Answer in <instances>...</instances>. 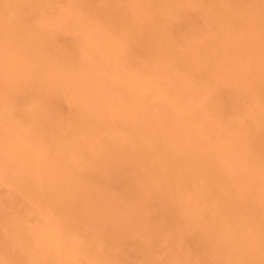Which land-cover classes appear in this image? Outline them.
<instances>
[{"label":"bare ground","instance_id":"1","mask_svg":"<svg viewBox=\"0 0 264 264\" xmlns=\"http://www.w3.org/2000/svg\"><path fill=\"white\" fill-rule=\"evenodd\" d=\"M84 1L48 0L33 22L35 0H0L2 264H201L207 249L181 246L197 217L213 264H264V35L253 54L259 35L240 19L252 6L212 0L184 50L144 0ZM151 229L169 242L165 257L118 251ZM104 230L110 240H96Z\"/></svg>","mask_w":264,"mask_h":264},{"label":"rangeland","instance_id":"2","mask_svg":"<svg viewBox=\"0 0 264 264\" xmlns=\"http://www.w3.org/2000/svg\"><path fill=\"white\" fill-rule=\"evenodd\" d=\"M38 1V2H37ZM40 1V2H39ZM84 1V0H83ZM88 1V4L86 3V0L84 1V5L86 4V6L87 7H91V6H93L94 5V3H93V1H90V0H87ZM89 1H90V3L91 4H89ZM160 1H162V0H144V2H146V8H147V10L149 11V9H150V11L152 10V11H154V10H157V11H159L160 12V15L161 16H164V14L167 16V14L169 15V16H176V18L175 17H173V19H171L172 21H170L169 20V16H167V19H168V22H170L169 24H172L171 25V30H172V32H171V30H170V34H171V36L176 40V41H178L179 43H180V41H182L183 43L181 44V48L182 49H184V50H189L190 49V47H191V44H192V41H191V39L192 38H198V37H203V31H202V29H204V24H205V22L206 21H208V17H206V16H208V15H205V14H208L209 12H211V11H213V9H214V7H215V5H214V3H218V2H221V0L219 1H217V0H215V2L213 3V2H211L212 0H199V3L201 4V6L202 5H204V4H207V6L206 5H204V6H206V7H204V8H206V10L204 11L203 10V12H201L200 10H202L201 9V7L200 8H198L197 10H192L191 11V9H190V7H186V6H189V5H186L185 6V3L187 4V3H190V2H193V0H172V2H171V0H169V6H166L165 5V2L164 1H162V2H160ZM46 2H47V4H46ZM178 3V7H177V4L176 3ZM179 2H180V4H179ZM206 2H208V3H206ZM237 2L239 3V4H242L243 5V3H244V5H246L245 7H249L250 6V8H251V6H252V8H253V10H251L250 9V11H253V13H250L249 11H248V13L250 14H248L247 13V11H246V9H244V8H242V12H246V13H242L243 14V16H241L240 17V19H243V17L245 16L246 18H245V20L247 19V21H248V23L247 24H245L246 26H248L249 24H251V25H249L248 26V28L247 27H245V29L246 30H251V29H253V31H251V32H253V35H255V36H257V35H259V37H254L253 36V41H254V44H253V47H255V51L253 50V54H256L257 53V47H256V44H257V42L258 41H256V39L258 40L259 38H260V35L261 36H263L264 35V29L262 30V25H264V0H237ZM49 3L50 2H48V0L46 1V0H35V3L33 4V5H31V7H32V10H33V8H34V10H33V12L35 11V12H37L38 11V15L36 16V15H34V14H32L33 15V22H35V20L36 19H39L40 18V16H39V11L41 12V14L42 15H44L45 13H46V11L45 10H47L48 11V8H49ZM93 3V4H92ZM124 3V4H123ZM119 2L118 4H120V6H124L125 7V5H126V3L125 2ZM182 3V4H181ZM202 3H204V4H202ZM209 3H211L212 5H213V8L212 9H209V8H211V6L212 5H209ZM238 3H236L235 2V4H238ZM95 4H97V2L95 3ZM98 4H99V6H101L102 5V3L100 4V2H98ZM122 4V5H121ZM184 4V5H183ZM191 4V3H190ZM89 5V6H88ZM172 5H173V7H172ZM217 5H219V4H217ZM162 6V7H161ZM164 7V8H163ZM185 7H186V9H185ZM202 7V8H203ZM216 7H219V6H216ZM247 7V8H248ZM43 8H46V9H43ZM176 8V9H175ZM179 10H178V9ZM182 8V9H181ZM189 8V9H188ZM167 9H170V10H168V12H167ZM244 9V10H243ZM42 10H43V12H42ZM248 10H249V8H248ZM188 11V12H187ZM191 13H190V12ZM200 12V13H198V12ZM32 12V13H33ZM179 12V13H178ZM185 12V13H184ZM188 14H187V13ZM193 12V13H192ZM205 12V13H204ZM44 13V14H43ZM189 13H190V15H189ZM194 13H196V14H194ZM37 14V13H36ZM56 14V15H55ZM54 15L55 16H57L58 14H57V12L55 13ZM173 14V15H172ZM176 14V15H175ZM192 14H194V16L192 17ZM202 14V15H201ZM218 14V13H217ZM241 14V15H242ZM253 16H252V15ZM46 15V14H45ZM53 15V14H52ZM204 15H205V17H204ZM248 15V16H247ZM39 16V17H38ZM60 16H61V13H60ZM146 16V15H145ZM253 17V18H251V17ZM58 17V16H57ZM56 17V18H57ZM203 17V18H202ZM170 18H172V17H170ZM187 18V19H186ZM206 18V19H205ZM140 19V20H139ZM175 19V20H174ZM179 19V20H178ZM183 19H186L185 21L183 20ZM191 19V20H190ZM138 22H137V21ZM144 19H143V17L141 16V15H139V17L138 18H135L134 19V22L136 23V25H140V21H141V23H143L144 21H143ZM181 20H182V22H181ZM217 20H219V19H217ZM244 20V19H243ZM177 21V22H176ZM180 22V24L182 25H180L179 24V22ZM199 21V22H198ZM205 21V22H204ZM173 22V23H172ZM176 22V23H175ZM204 22V23H203ZM37 23L40 25V24H42L41 22H39V21H37ZM263 23V24H262ZM175 24V25H174ZM179 24V25H178ZM174 25V26H173ZM177 25H178V27H177ZM191 27H190V26ZM134 28V27H133ZM132 28V29H133ZM177 28H179V30L180 29H184L183 31L181 30L180 32H179V30L177 29ZM264 28V27H263ZM134 30V29H133ZM175 31V32H174ZM177 31V32H176ZM178 32H179V35H178ZM184 32V33H183ZM191 32V33H190ZM175 33H177V34H175ZM181 33H182V35H181ZM186 33V34H185ZM198 33V34H197ZM193 34V35H192ZM191 36V37H190ZM197 36V37H196ZM170 38L172 41L174 40L173 38ZM191 39H190V38ZM178 38V39H177ZM180 38V39H179ZM128 40V39H127ZM133 38L131 39V41L130 40H128L130 43H131V45L132 46H134V44H133ZM189 40V41H188ZM193 40V39H192ZM262 40H264V36L262 37V39H261V41H260V43L258 44L259 46H258V48L260 47H262V46H264V44L263 45H261L262 43H264V42H262ZM191 41V42H190ZM256 41V42H255ZM134 42H138L139 43V41H136V40H134ZM190 43V44H189ZM187 45H189V46H187ZM255 45V46H254ZM184 46H187L186 48L184 47ZM193 46V45H192ZM138 48V46L136 47V49ZM196 49H199V47H196ZM133 50H135V46H134V48H133ZM197 51V50H196ZM213 53V52H212ZM260 54V53H259ZM258 54V55H259ZM245 55V54H244ZM255 56V55H254ZM253 56V57H254ZM255 59V58H254ZM251 61V67H252V65H253V68L254 69H258L257 67H259L260 65L261 66H263V62L262 63H259V65H257L256 66V62L253 60V59H251L250 60ZM255 66H256V68H255ZM16 96V95H15ZM18 96V95H17ZM27 99V100H26ZM25 100H24V98L22 99V105H23V103H24V108L26 107V106H29V105H26L27 104V102H28V97L26 98ZM61 100V101H60ZM24 101V102H23ZM25 101H27V102H25ZM259 101L260 102H262L261 104H260V102H259V104L261 105L260 106V111L263 113L264 112V97H263V99H261L260 97H259ZM63 103V105H62V103ZM57 103V104H56ZM21 105V108L22 109H24L23 108V106ZM55 106V109L57 108V109H59V110H57V112L59 113L58 114V116H60L61 114L63 115H65L64 116V118H67V117H70L69 116V109L67 108L68 106L66 105V102L64 101V100H62V98H57V101H55V105H53L52 106V108ZM57 106V107H56ZM60 106V107H59ZM30 107V106H29ZM28 107V108H29ZM59 107V108H58ZM262 107V108H261ZM28 108H25V109H28ZM61 115V116H62ZM128 168L129 167H127V168H124V170H125V172H127L128 171ZM127 169V170H126ZM130 169V168H129ZM124 172V171H123ZM126 174V173H125ZM127 178V177H126ZM126 178H124V180L125 181H123V182H126ZM121 182V181H120ZM122 185V184H121ZM250 197H248V199H247V197H246V199H247V202L245 201V204L247 205H243L242 206V208H241V210H243V211H250L251 210V208H252V210L254 209V205H253V201H251V199H249ZM244 199H245V197L243 198V201H244ZM238 200H240L239 198H238ZM237 200V201H238ZM249 201V202H248ZM259 201V200H258ZM249 203V204H248ZM250 203H251V205H250ZM249 209V210H248ZM192 216V215H191ZM189 217H190V215H189ZM191 219L193 218V216L192 217H190ZM258 218H261V215L258 217ZM193 220H194V218H193ZM202 218L200 219H198V217L196 218V221H197V224H198V226H199V228L201 227V225H202ZM246 220H247V222L249 221L248 220V218H246ZM187 221V219L185 220V219H183V223L184 222H186ZM199 221V222H198ZM201 222V223H200ZM164 223V222H163ZM183 223H180L179 222V224H182V226H183ZM8 224V223H7ZM7 224H5V226L4 227H6L7 226ZM195 224H196V222L194 223V224H192V226H190V228H188L187 227V225L189 226V224H186L185 225V227L186 228H188V230H186L187 232H186V234L190 231L189 229H191L192 228V231H190V233L192 234V239H195V238H193L195 235H196V231H198V230H200V229H198L197 230V228L196 229H194L196 226H195ZM201 224V225H200ZM195 226V227H194ZM197 226V227H198ZM194 227V228H193ZM6 228H8V230H6V231H4L3 230V232H2V234L3 235H5V236H7L8 234H10L11 233V227L8 225ZM193 229L194 230H196V231H193ZM108 230V229H107ZM154 230V231H153ZM151 229L149 232H146V234L147 235H149L150 233L152 234H150L149 235V237L147 236V238H146V240H140L142 243H143V245H144V243L147 241H149L148 242V244H146L145 243V248H143L142 246V243H139V245H137V242H138V240H139V238L137 239H131V241H129L128 239H126L125 241L127 242H125V244H123L124 243V241H120V243H119V247L117 248L118 249V251L119 252H124V258H126L127 260H129V261H131V262H134V260L135 259H138V258H142V255H146V253H150V257L148 258V259H146L147 261H145V263L146 262H149V261H153L154 259L155 260H157L156 259V257L160 254V257H162V255L163 254H166V253H168L169 251H168V249H167V251H165L166 250V248L168 247V245H169V242H167L166 240H165V237L163 236V234H159L155 229ZM263 230H264V228H263ZM158 233H156V232ZM108 233V231H106V230H104L102 233ZM154 232L156 233L155 235H154ZM180 232H182V229L180 230ZM195 232V233H194ZM261 232H262V234L260 233V235H259V238H263L264 237V231H262L261 230ZM94 233V232H93ZM102 233H99L98 231H97V238H96V240L97 239H100V240H104V239H107V240H110V237H109V233L107 234H102ZM184 233V232H183ZM199 233V232H198ZM145 234V233H144ZM186 234H184V235H186ZM190 234V235H191ZM93 235H96V233L95 234H93ZM157 235V236H156ZM159 235H160V237H159ZM190 235H188V237H186L185 236V238H186V240L185 239H183L182 240V238H184L183 237V235L181 234L180 235V238H179V240L181 239L182 240V242L184 241L185 243L184 244H186V246L183 244V243H181V240H180V243L182 244L181 246L183 247V248H187L188 247V249H184V251L186 250V252H188V253H190V251H194L195 250V248L196 249H200V248H202V249H207V251L206 252H204L205 254L208 252V254H206L207 256H209V257H207L206 255H204V254H202V258L203 259H201V258H199V260L200 261H198V263H200V262H206V263H210V264H213L214 263V261H209L210 259H213V257H211V254L209 253L210 251V249L211 250H213V251H216V249H212L213 247H214V245H211L210 243L209 244H207V247H209L210 249H208V248H206V246H205V248L204 247H202V246H200L199 245V239L200 238H198L199 236H195L196 238H198L197 240H194V241H192V239H191V236ZM198 235V234H197ZM263 235V236H262ZM107 236V237H106ZM17 237V235H15V238ZM162 240H165V241H163V248H162V245H159V244H157L158 242V239L159 238ZM163 237V238H162ZM157 238V239H156ZM93 239H94V237H93ZM148 239H150V240H148ZM124 240V239H123ZM137 240V241H136ZM21 241V240H20ZM93 241V240H92ZM145 241V242H144ZM151 241V242H150ZM198 243V246L196 245V243ZM201 242V241H200ZM92 243V242H91ZM136 243V244H135ZM164 243H166V244H164ZM20 244V245H19ZM127 244V245H126ZM128 244H130V245H128ZM132 244H134L133 246H131ZM188 244V245H187ZM191 246H190V245ZM201 244V243H200ZM184 245V246H183ZM209 245V246H208ZM159 246V247H158ZM24 246H23V243H18V242H16V245H15V250H18V251H21L22 250V248H23ZM113 247V246H112ZM137 249H136V248ZM161 247V248H160ZM164 247H165V249H164ZM128 248V249H127ZM129 248H131V249H129ZM133 248V249H132ZM135 248V249H134ZM182 248V249H183ZM193 248V249H192ZM109 249V248H108ZM117 249L116 250H111V253L110 254H115V251H117ZM139 249V250H138ZM145 249V250H144ZM189 249H191V250H189ZM137 250V251H136ZM197 250V251H198ZM205 250H203V251H205ZM108 250H106V252H107ZM142 251V252H141ZM202 251V252H203ZM109 252H110V249H109ZM113 252V253H112ZM163 252V253H162ZM212 252V251H211ZM143 253V254H142ZM157 253H158V255H157ZM113 254V255H114ZM142 254V255H141ZM149 255V254H148ZM156 256V257H155ZM164 257H165V255H163ZM204 256V257H203ZM151 258V259H150ZM209 261V262H208ZM2 262L3 261H1L0 260V264H2ZM201 263V264H202Z\"/></svg>","mask_w":264,"mask_h":264}]
</instances>
